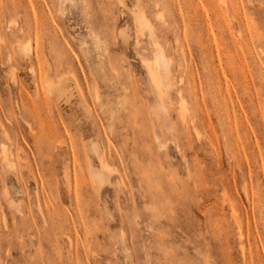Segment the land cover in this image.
I'll use <instances>...</instances> for the list:
<instances>
[{
  "label": "rangeland",
  "instance_id": "1",
  "mask_svg": "<svg viewBox=\"0 0 264 264\" xmlns=\"http://www.w3.org/2000/svg\"><path fill=\"white\" fill-rule=\"evenodd\" d=\"M0 264H264V0H0Z\"/></svg>",
  "mask_w": 264,
  "mask_h": 264
},
{
  "label": "bare ground",
  "instance_id": "2",
  "mask_svg": "<svg viewBox=\"0 0 264 264\" xmlns=\"http://www.w3.org/2000/svg\"><path fill=\"white\" fill-rule=\"evenodd\" d=\"M137 17H138V19H136V21L138 23L137 25L139 27V30H142L143 27H148L147 23L142 18V17H144L143 14L142 15H139V16L136 15L135 18H137ZM150 30L152 31V29H150ZM33 31H35V30L33 29ZM151 31L149 33V37L152 39L154 35L152 34ZM120 34H121V31H120ZM121 36L124 37V33L121 34ZM152 41H153V39H152ZM22 49L23 48H21V51H22ZM26 49H27V47H24L25 52L28 53V51H27L28 49L27 50ZM155 52H156V50H155ZM168 66H169V63H168L166 57L164 56V54H163V52L161 50H157L156 54L153 57V60L151 62L147 63L146 66H145L146 69H147V72H148V76H149V79H150L151 87L154 90V92L158 95V97H159L160 100H164L166 98L167 91L169 90V87H170V83H169V80H168ZM41 76H40V78H41ZM59 83H61V82H59ZM46 85H47L46 87H48V89H49V92H52V91L55 92L56 89H58L59 87H61V86H58V88H57V85L58 84L55 85L52 82H47ZM62 90H64V89H62ZM59 92L61 94V91H59Z\"/></svg>",
  "mask_w": 264,
  "mask_h": 264
}]
</instances>
